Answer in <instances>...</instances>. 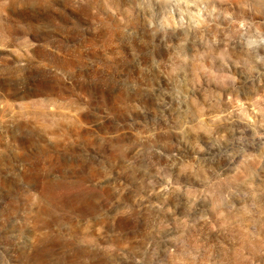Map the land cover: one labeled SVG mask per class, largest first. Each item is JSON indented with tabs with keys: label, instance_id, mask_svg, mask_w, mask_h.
Masks as SVG:
<instances>
[{
	"label": "rangeland",
	"instance_id": "374dc122",
	"mask_svg": "<svg viewBox=\"0 0 264 264\" xmlns=\"http://www.w3.org/2000/svg\"><path fill=\"white\" fill-rule=\"evenodd\" d=\"M0 264H264V0H0Z\"/></svg>",
	"mask_w": 264,
	"mask_h": 264
}]
</instances>
